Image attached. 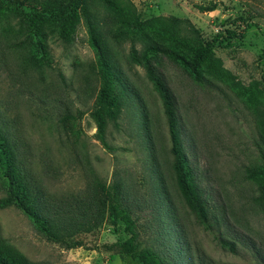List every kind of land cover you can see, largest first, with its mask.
Here are the masks:
<instances>
[{"label":"rangeland","instance_id":"1","mask_svg":"<svg viewBox=\"0 0 264 264\" xmlns=\"http://www.w3.org/2000/svg\"><path fill=\"white\" fill-rule=\"evenodd\" d=\"M116 1L133 6L140 21L168 24L178 19L183 21L181 29L188 22L204 42L222 37L212 50L232 82L209 76L210 84H197L176 63L165 57L156 61L174 99L188 161L212 214L222 218L221 225L204 229L179 196L162 97L132 56L133 51L141 55L143 42L111 41L119 70L138 100L127 99L117 119L108 123L105 147L90 115L94 98L84 92L86 86L98 87L95 52L85 22L69 44L48 34L50 64L42 68L28 66L24 50L8 47L6 23L1 22L0 127H7L22 145L36 178L51 195L83 193L94 177L106 187L121 184L138 234L132 240L125 224L113 226L105 220L99 229L77 236L83 247L66 250L48 242L27 217L9 207L0 208L2 237L34 263L139 264L118 252L115 244L123 242L171 255L172 224L162 214L155 189L153 170H157L196 264H264V200L259 201L258 186L246 172L258 161L262 127L245 94L252 85L262 88L264 83V0ZM200 6L213 11L201 12ZM94 12L98 18L107 14L100 6ZM262 102L264 111V97ZM68 109L84 112L77 122L81 132L75 145L58 126L59 115ZM141 113L146 116L145 126ZM3 197L0 185V200ZM219 237L232 242L234 252L222 248Z\"/></svg>","mask_w":264,"mask_h":264},{"label":"trees","instance_id":"2","mask_svg":"<svg viewBox=\"0 0 264 264\" xmlns=\"http://www.w3.org/2000/svg\"><path fill=\"white\" fill-rule=\"evenodd\" d=\"M100 6L107 13L98 18L94 7ZM201 12L213 11L211 7H197ZM84 21L89 34V42L95 52L93 70L98 79V87L86 86L84 92L94 98L91 117L97 130V138L103 146L106 128L115 121L127 99L138 100L124 80L119 70L118 58L111 41L130 38L144 43L139 55L133 51L134 61L142 65L154 82L162 97L165 116L171 140V155L174 159L172 175L179 196L204 229L212 230L221 225L222 218L212 214L207 199L199 188L195 173L185 152L180 132V123L171 91L158 73L157 59L165 57L183 68L197 84L211 83L212 79L232 82L230 74L222 67L219 58L213 53L216 37L212 42H204L188 22L181 29L183 21L175 19L172 23L156 20L140 21L131 5H121L116 0H0V24L6 23L4 36L10 48L26 52L28 66L42 68L50 64L46 45L48 34H54L63 43L69 44ZM235 33H230L234 37ZM229 40H231V38ZM232 42H228L231 45ZM154 61V64L151 62ZM255 86V87H254ZM254 84L245 94L255 108L262 127L258 143V161L248 168L247 179L258 186L259 201L264 200V111H261L264 97L262 88ZM254 87V88H253ZM84 112L66 110L59 115L58 126L77 144L80 135L78 121ZM144 126L146 116L141 113ZM155 174L154 185L160 198L162 214L169 218L173 240L171 255L150 248L138 249L137 244L127 242L115 244L118 252L127 254L139 264H196L186 241L180 218L172 205L166 185L160 172ZM0 185L4 197L0 208L14 207L32 223L35 230L48 242L66 250L83 247L77 238L80 234L91 233L101 227L105 220L113 226L125 224L136 240L132 211L126 204L122 185L113 182L108 187L94 177L85 191L65 197L49 194L36 178L33 168L26 160L22 145L13 138L7 127H0ZM221 236V235H220ZM219 245L234 252V244L223 237L217 239ZM0 264H44L34 263L9 246L0 232Z\"/></svg>","mask_w":264,"mask_h":264}]
</instances>
